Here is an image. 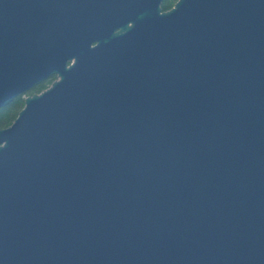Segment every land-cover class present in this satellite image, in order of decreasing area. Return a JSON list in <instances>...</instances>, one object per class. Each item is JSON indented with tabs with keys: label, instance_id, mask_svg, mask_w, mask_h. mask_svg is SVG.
I'll use <instances>...</instances> for the list:
<instances>
[{
	"label": "water",
	"instance_id": "water-1",
	"mask_svg": "<svg viewBox=\"0 0 264 264\" xmlns=\"http://www.w3.org/2000/svg\"><path fill=\"white\" fill-rule=\"evenodd\" d=\"M163 1L0 0V264H264V0Z\"/></svg>",
	"mask_w": 264,
	"mask_h": 264
},
{
	"label": "trees",
	"instance_id": "trees-1",
	"mask_svg": "<svg viewBox=\"0 0 264 264\" xmlns=\"http://www.w3.org/2000/svg\"><path fill=\"white\" fill-rule=\"evenodd\" d=\"M46 87L47 85L43 84L42 86H40L38 90L40 91ZM23 107H24V100L22 99V97H18L9 105L0 109V129L10 126L15 121V119L17 118L19 112L23 109Z\"/></svg>",
	"mask_w": 264,
	"mask_h": 264
},
{
	"label": "flooded vegetation",
	"instance_id": "flooded-vegetation-1",
	"mask_svg": "<svg viewBox=\"0 0 264 264\" xmlns=\"http://www.w3.org/2000/svg\"><path fill=\"white\" fill-rule=\"evenodd\" d=\"M177 2H178V0H164L163 3H162V11L163 12H168V11L172 10L175 7ZM119 31H120L119 29L116 30V32H119ZM97 44H98V42H94L93 46H96ZM56 79H57L56 76H52L51 78L47 79L46 81L42 82L41 84L33 87L31 90H29L26 93L27 95L25 94L24 96H22V98H24V103H25L26 97L43 92L44 90L49 88ZM48 81H50V82H48ZM43 84H46L47 87L39 91L38 89Z\"/></svg>",
	"mask_w": 264,
	"mask_h": 264
},
{
	"label": "rangeland",
	"instance_id": "rangeland-1",
	"mask_svg": "<svg viewBox=\"0 0 264 264\" xmlns=\"http://www.w3.org/2000/svg\"><path fill=\"white\" fill-rule=\"evenodd\" d=\"M27 95V94H26ZM24 100V98H22Z\"/></svg>",
	"mask_w": 264,
	"mask_h": 264
}]
</instances>
